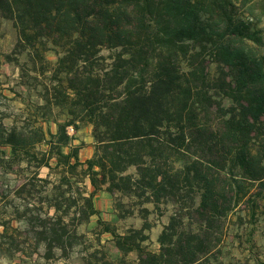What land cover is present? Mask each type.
Returning <instances> with one entry per match:
<instances>
[{"label":"trees","instance_id":"1","mask_svg":"<svg viewBox=\"0 0 264 264\" xmlns=\"http://www.w3.org/2000/svg\"><path fill=\"white\" fill-rule=\"evenodd\" d=\"M1 19L17 32L15 51L34 64L42 103L27 106L21 123L0 128V146L10 150L15 166L28 156L36 162L35 175L42 168L58 174L54 197L64 185L77 183L76 176L87 180L92 191L80 192L82 203L68 206H76L74 219L99 215L94 197L100 191L158 206L168 185L175 188L172 181L182 176L200 184L201 230L210 218L226 217L241 203L250 204L254 216L264 202V0H0ZM50 51L54 63L46 58ZM206 53L217 64L221 101H213L207 86ZM213 107L215 124H197ZM51 123L55 132L45 127ZM87 125L95 153L81 162V147L72 146L68 128L79 132ZM202 136L208 137L204 148L198 145ZM195 145L214 150L217 162L181 156L196 154ZM167 160L171 172L163 171ZM132 167L135 175L128 173ZM255 184L258 191L251 193ZM25 188L26 183L15 194ZM48 208L55 213L45 215L47 220L65 222L67 210ZM187 218L192 224L193 215ZM144 219L142 228L131 232L142 242L151 229ZM174 220L158 237L159 251L150 253L134 236H119L108 223H98L121 254L137 253L138 264H204L205 241L192 232L175 233ZM47 227L32 240L36 246L44 242L50 256L54 247L63 249L64 236Z\"/></svg>","mask_w":264,"mask_h":264},{"label":"rangeland","instance_id":"2","mask_svg":"<svg viewBox=\"0 0 264 264\" xmlns=\"http://www.w3.org/2000/svg\"><path fill=\"white\" fill-rule=\"evenodd\" d=\"M260 27L264 29V24ZM17 40V32L12 22L1 19L0 128L2 126L10 128L15 121L21 123L24 117L27 118V106L42 103L41 83L33 78L34 64L28 62L25 53L15 51ZM262 51L264 52V46ZM6 55L10 56L14 62H8ZM46 58L52 63L57 59L53 51L46 53ZM16 59L19 65L15 62ZM203 59L209 64L207 86L211 91L210 94L215 95L216 100L213 101L219 99L221 101L223 84L215 82L218 77L217 64L213 63L209 53H206ZM36 67L40 69L38 60ZM224 71L227 73V69ZM197 85L201 84L197 83ZM204 105L208 106L206 103ZM214 110L213 107L212 114H206L203 119L196 118L197 124L205 122L215 124L218 116ZM58 118L64 121V117L59 115ZM45 127L53 132L56 131L53 123ZM68 133L74 137L72 146L81 147L79 152L81 162L94 156L95 144L91 126H84L79 132H72L69 128ZM207 138L200 137L198 145L208 142ZM201 146L204 148V145L201 144ZM39 148L43 151L47 149L45 145ZM192 151L196 154L184 152L181 156L183 158L191 156L206 163L217 162L214 150L211 151L210 148L202 151L195 145ZM63 152L68 153L69 148H63ZM9 156L10 150L0 146V264H138L137 253L121 254L112 243L113 236L108 233L102 234L103 223L99 224L98 220L108 223L119 236H134L136 241L141 243V247L150 253L159 251L158 237L165 226L171 222L172 217L175 218L173 230L175 233L179 235L192 232L205 241L204 245L208 253L204 264H264V202L258 206L254 216L251 214L250 204L241 203L226 217L210 218L206 222L208 227L201 230L204 223L201 222V216L196 213L201 203L200 184L187 181L182 176L177 182L172 181L176 184L175 188H172L171 184L168 185V193L158 206L154 204L142 206L137 198L119 192L111 195L100 191L94 197V205L100 212L99 215L82 222L73 218L76 206L70 210L68 206L74 201L82 203L80 192L85 194L92 191L93 188L87 180L85 184L81 183L76 176L77 183H73L72 187L64 185L58 189L57 197H54L53 188L59 180L58 174L42 168L38 171V175H35L37 172L35 161L26 156L24 159H28V162L15 166L10 162ZM52 165H55V162ZM177 165L174 167L177 168ZM162 167L163 171L171 172V160L164 162ZM128 173L135 175V168H130ZM25 183L26 188L18 192L19 195L15 194L16 189ZM257 191L256 184L251 186V193ZM48 205H58L61 214L68 211V214L63 216L65 217L63 224L54 225L47 220L45 215L53 216L55 213L54 209L48 208ZM144 208L149 210L147 215L141 210ZM189 215L194 217L192 224L187 218ZM145 217L151 229L144 232L149 236V240L142 242L141 235L135 236L131 232L142 228ZM29 220L30 225H27ZM44 224L48 226L47 228H54L64 236L63 249L54 247L50 256L46 252L44 242L36 246L32 240L34 236L39 237ZM173 231L168 230L167 234L171 235ZM44 236L50 240L53 237L52 232L48 231Z\"/></svg>","mask_w":264,"mask_h":264},{"label":"built area","instance_id":"3","mask_svg":"<svg viewBox=\"0 0 264 264\" xmlns=\"http://www.w3.org/2000/svg\"><path fill=\"white\" fill-rule=\"evenodd\" d=\"M69 128H71V131L74 132V129H73L72 127H69ZM69 128H68V129H69ZM69 133H70V132H69Z\"/></svg>","mask_w":264,"mask_h":264}]
</instances>
